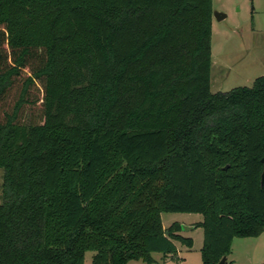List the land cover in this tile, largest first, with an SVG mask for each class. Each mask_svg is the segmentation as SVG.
Listing matches in <instances>:
<instances>
[{
  "label": "trees",
  "instance_id": "1",
  "mask_svg": "<svg viewBox=\"0 0 264 264\" xmlns=\"http://www.w3.org/2000/svg\"><path fill=\"white\" fill-rule=\"evenodd\" d=\"M211 13L0 0V264H149L191 245L161 212L201 214V264L264 231V75L210 92Z\"/></svg>",
  "mask_w": 264,
  "mask_h": 264
},
{
  "label": "rangeland",
  "instance_id": "2",
  "mask_svg": "<svg viewBox=\"0 0 264 264\" xmlns=\"http://www.w3.org/2000/svg\"><path fill=\"white\" fill-rule=\"evenodd\" d=\"M211 11L224 14L221 19L211 16L210 34V92L226 91L236 86H250L252 80L264 75V0H211ZM33 95L39 94L35 88ZM36 108H32V113ZM29 115L28 110H24ZM163 228L172 222L191 228L179 234L191 239L190 247L174 241V254L151 253L149 264H201L199 248L202 240L201 214L161 212ZM92 251H85L83 264H91ZM231 264H260L264 262V233L259 237L233 238L227 257ZM125 264H146L129 260Z\"/></svg>",
  "mask_w": 264,
  "mask_h": 264
},
{
  "label": "water",
  "instance_id": "3",
  "mask_svg": "<svg viewBox=\"0 0 264 264\" xmlns=\"http://www.w3.org/2000/svg\"><path fill=\"white\" fill-rule=\"evenodd\" d=\"M212 16L215 18V19H221L222 17H224V14L222 12H219V11H212ZM260 163H261V171H260V174H259V179H260V183H263L264 182V156H262L260 158ZM190 227L188 226H184V225H181L180 226V229L182 230H187V229H190ZM218 264H224V257L220 258V260L218 261Z\"/></svg>",
  "mask_w": 264,
  "mask_h": 264
},
{
  "label": "crops",
  "instance_id": "4",
  "mask_svg": "<svg viewBox=\"0 0 264 264\" xmlns=\"http://www.w3.org/2000/svg\"><path fill=\"white\" fill-rule=\"evenodd\" d=\"M263 233H264V231H262V232H261L258 236H256L255 238H259ZM244 238H245V237H244ZM231 242H232V241H231ZM230 245H231V244H230ZM229 253H230V251H229ZM229 253H228V254H229ZM227 257H228V255L225 257L226 264H231V263H232V260H228ZM260 264H264V262L261 261Z\"/></svg>",
  "mask_w": 264,
  "mask_h": 264
}]
</instances>
